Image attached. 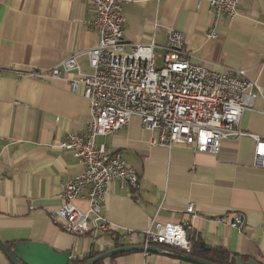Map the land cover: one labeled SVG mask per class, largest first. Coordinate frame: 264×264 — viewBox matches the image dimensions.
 Returning a JSON list of instances; mask_svg holds the SVG:
<instances>
[{"label":"crops","instance_id":"crops-1","mask_svg":"<svg viewBox=\"0 0 264 264\" xmlns=\"http://www.w3.org/2000/svg\"><path fill=\"white\" fill-rule=\"evenodd\" d=\"M237 12L216 22L206 1L133 0L124 5L126 49L153 40L166 45L169 30L177 29L192 61L219 71L245 68L264 97V0H240ZM93 18L87 0H0V241L43 242L71 251L70 260L83 259L142 246L143 232L157 219L187 222L189 238L224 247L236 264H264V168L253 165L255 143L248 135L224 140L217 154L182 143L169 148L153 145L154 133L133 116L121 131L97 139L110 152L121 151L140 176L136 186L109 185L103 214L117 231L73 235L53 222L65 182L84 168L58 143L70 132L86 133L90 106L83 87L72 91L66 78L44 81L20 72L51 69L79 53L82 70L91 73L85 53L99 42L88 25ZM212 29L218 38L207 37ZM156 52L158 64L163 51ZM255 108L244 112L240 128L264 137L263 98ZM190 202L194 216L186 213ZM75 203L88 208L86 195ZM237 214L241 229L218 221ZM184 254L133 250L98 264H198ZM0 264H12L1 248Z\"/></svg>","mask_w":264,"mask_h":264},{"label":"built area","instance_id":"built-area-1","mask_svg":"<svg viewBox=\"0 0 264 264\" xmlns=\"http://www.w3.org/2000/svg\"><path fill=\"white\" fill-rule=\"evenodd\" d=\"M131 1L87 0L94 13L88 25L99 34L98 44L85 53L91 73L82 70L79 53L51 69L31 68L20 72L44 81L66 78L72 91L83 87L89 102L91 120L86 133L70 132L58 143L61 149L71 151L84 167L80 174L65 182L63 203L51 213L53 222L73 235L117 231L116 225L103 214L109 185L119 181L121 187L136 186L140 176L121 151L110 152L97 139L121 131L133 116H138L144 127L154 133L153 145L169 148L182 143L199 152L217 154L224 140L248 135L255 143L253 165L264 168V137L240 128L244 112L256 110V99H264L258 82L248 77L245 68L219 71L192 61L184 34L174 28L168 32L166 45L153 40L131 44L126 49L124 5ZM202 1L213 8L216 22L224 16L232 18L238 14L240 0H197L198 5ZM218 36L214 29L207 34L212 39ZM157 48L163 51L161 65L157 64ZM2 71L0 68V74ZM261 112L264 114V108ZM84 195L88 201L86 210L75 203ZM186 213L196 214L193 202L187 205ZM218 221L238 229L243 225L239 214L232 220L221 216ZM188 228L187 222L152 220L143 232L145 254L151 253L150 246H157L165 253H169L168 247L189 252Z\"/></svg>","mask_w":264,"mask_h":264},{"label":"water","instance_id":"water-1","mask_svg":"<svg viewBox=\"0 0 264 264\" xmlns=\"http://www.w3.org/2000/svg\"><path fill=\"white\" fill-rule=\"evenodd\" d=\"M0 248L5 252L12 264H69L71 251L58 252L50 245L38 241H19L13 249H9L2 241ZM133 250H144V246H123L111 249L88 261L86 264L94 263L101 258L108 257L120 252H129ZM151 252H161L157 246H150ZM184 259L192 260L200 264H216L206 260L194 258L188 254L180 255Z\"/></svg>","mask_w":264,"mask_h":264},{"label":"trees","instance_id":"trees-1","mask_svg":"<svg viewBox=\"0 0 264 264\" xmlns=\"http://www.w3.org/2000/svg\"><path fill=\"white\" fill-rule=\"evenodd\" d=\"M118 239V238H117ZM191 243V250L189 252H185L184 250L174 248V247H164L169 250V253L172 254H188L194 258L206 260L216 264H236L235 255H233L230 251L221 246H210L206 244L201 238L191 239L189 238ZM9 249H13L15 243L5 241L3 242ZM124 252H120L117 254L110 255L111 257H115L116 255L122 254ZM98 256L97 254L91 253L86 255L83 259H75L70 260L69 264H86L91 259ZM246 258V257H244ZM103 258L100 260L90 263V264H98ZM200 264V263H198Z\"/></svg>","mask_w":264,"mask_h":264},{"label":"rangeland","instance_id":"rangeland-1","mask_svg":"<svg viewBox=\"0 0 264 264\" xmlns=\"http://www.w3.org/2000/svg\"><path fill=\"white\" fill-rule=\"evenodd\" d=\"M158 64H159V65H161V64H162V62H161V61H159V62H158Z\"/></svg>","mask_w":264,"mask_h":264}]
</instances>
